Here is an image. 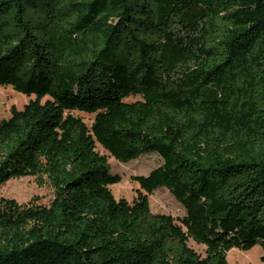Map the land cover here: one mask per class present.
<instances>
[{"label": "trees", "instance_id": "16d2710c", "mask_svg": "<svg viewBox=\"0 0 264 264\" xmlns=\"http://www.w3.org/2000/svg\"><path fill=\"white\" fill-rule=\"evenodd\" d=\"M8 85L35 98L0 120V186L34 176L54 198L0 195V264H229L264 248V0H0ZM98 145L162 163L117 199ZM159 187L185 216L152 211Z\"/></svg>", "mask_w": 264, "mask_h": 264}, {"label": "rangeland", "instance_id": "374dc122", "mask_svg": "<svg viewBox=\"0 0 264 264\" xmlns=\"http://www.w3.org/2000/svg\"><path fill=\"white\" fill-rule=\"evenodd\" d=\"M33 98H35V95L27 96L15 90L11 85L0 86V120L11 116L12 106L22 109ZM138 99H140L139 96H131L126 100L135 101ZM74 114L81 116L88 125L92 124L95 117V114L81 111H75ZM97 149L108 156L112 171L122 177L119 183L111 186L113 194L117 199L126 198L130 202L137 198V193L140 190V184L133 177L147 175L152 169L162 163V159L157 153H146L136 160L125 163L110 156L109 152L100 145H98ZM0 195L14 198L19 203H28L35 198L38 204L48 205L54 198V191L49 184L40 186L34 176H26L11 178L5 184H2L0 186ZM148 197L150 207L154 213H166L175 217H183L186 214L183 205L166 187H159ZM190 244L198 251H204V246L198 245L194 240H190ZM263 255L264 248L260 244L251 249L232 248L227 252L229 264H264Z\"/></svg>", "mask_w": 264, "mask_h": 264}]
</instances>
